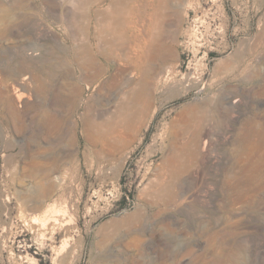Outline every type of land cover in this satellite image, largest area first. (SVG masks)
<instances>
[{"label":"rangeland","instance_id":"obj_1","mask_svg":"<svg viewBox=\"0 0 264 264\" xmlns=\"http://www.w3.org/2000/svg\"><path fill=\"white\" fill-rule=\"evenodd\" d=\"M117 1L0 0V264H264V0Z\"/></svg>","mask_w":264,"mask_h":264},{"label":"bare ground","instance_id":"obj_2","mask_svg":"<svg viewBox=\"0 0 264 264\" xmlns=\"http://www.w3.org/2000/svg\"><path fill=\"white\" fill-rule=\"evenodd\" d=\"M127 1H137V2H141L143 0H118L116 3L113 4V6H115V9L116 11L118 12H123V13H127L126 11L128 10L127 7H128V2ZM150 3V1H154L153 3H150V4H147L143 6V8L145 7H150L151 9H155V0H148ZM167 1H159V6H162V5H166ZM99 4V5H102L104 3V0H80L79 2V5L82 6V5H86V4ZM165 3V4H164ZM22 4V3H21ZM50 4V3H48ZM16 5H19V2H16ZM142 6V5H141ZM136 6L135 5H132V8L134 9ZM131 9V8H130ZM131 9V11L133 10ZM159 9V8H158ZM157 10V9H156ZM156 10H155V13H156ZM154 13V14H155ZM129 15V13H128ZM156 16V14L154 16H152L153 18ZM107 17H103V19L101 20L100 22V27L102 28L101 32L105 31L107 29V27L110 25L108 23V18L106 19ZM152 21V20H151ZM154 21V20H153ZM128 22L126 19L123 20V22H121V24H118L119 26H121V28L124 27V25H127ZM154 24V23H153ZM120 40L122 42H124L125 40L128 39V36H127V33L126 31H124L122 33V35L120 36ZM124 40V41H123ZM128 43V42H127ZM125 44V43H124ZM102 54V53H101ZM34 55H38V54H34ZM18 101H21L22 97L21 96H17L16 97ZM236 102V101H235ZM234 102V103H235ZM204 139V138H203ZM206 140V138H205ZM191 141V140H190ZM205 143L202 144V142L200 141V139L197 137V138H194V140L192 142H190V145L187 147L186 150H189L192 154H194L195 156H201V157H205L206 154H207V150H208V147H209V140H206L204 141ZM264 146V145H263ZM262 147V146H261ZM181 157V156H180ZM192 160V158H191ZM178 161V160H177ZM207 161V160H206ZM215 162V161H214ZM192 163V162H191ZM186 165V164H185ZM178 168V167H177ZM179 170V169H178ZM186 170V169H185ZM198 172V171H197ZM264 224V222H263ZM161 263V262H160ZM162 264V263H161Z\"/></svg>","mask_w":264,"mask_h":264},{"label":"crops","instance_id":"obj_3","mask_svg":"<svg viewBox=\"0 0 264 264\" xmlns=\"http://www.w3.org/2000/svg\"><path fill=\"white\" fill-rule=\"evenodd\" d=\"M167 1H171V0H167ZM167 6H170V5L167 4ZM167 21H168V19H164L162 23L166 26L167 25Z\"/></svg>","mask_w":264,"mask_h":264}]
</instances>
